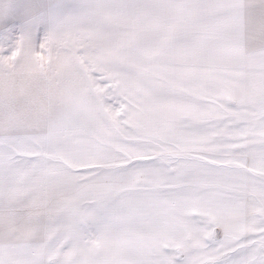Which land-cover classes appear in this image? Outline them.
Segmentation results:
<instances>
[{"label":"snow or ice","instance_id":"snow-or-ice-1","mask_svg":"<svg viewBox=\"0 0 264 264\" xmlns=\"http://www.w3.org/2000/svg\"><path fill=\"white\" fill-rule=\"evenodd\" d=\"M0 264H264V0H0Z\"/></svg>","mask_w":264,"mask_h":264}]
</instances>
